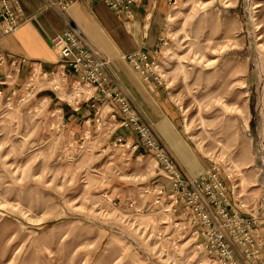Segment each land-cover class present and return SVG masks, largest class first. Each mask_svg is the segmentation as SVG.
I'll return each mask as SVG.
<instances>
[{"label":"rangeland","instance_id":"1","mask_svg":"<svg viewBox=\"0 0 264 264\" xmlns=\"http://www.w3.org/2000/svg\"><path fill=\"white\" fill-rule=\"evenodd\" d=\"M147 1L159 35L143 51L162 79L148 85L177 112L204 170L220 167L233 207L257 219L264 255V0ZM44 96L0 103V264H209L191 241L173 251L155 239L177 236L169 189L152 199L168 184L153 157L115 145L93 120L72 137L69 119L63 129L51 116L66 103Z\"/></svg>","mask_w":264,"mask_h":264},{"label":"built area","instance_id":"2","mask_svg":"<svg viewBox=\"0 0 264 264\" xmlns=\"http://www.w3.org/2000/svg\"><path fill=\"white\" fill-rule=\"evenodd\" d=\"M75 1L44 0L47 8L60 15L65 26L50 40L57 55L55 68L43 71L37 63L29 62L24 57H11L0 49V103H12L14 96L17 102H21L48 88L62 92L57 99L66 103L71 111H79L82 105H87L90 114L84 117L83 124L90 125L89 122L93 120L97 124L95 131L106 127L108 138L114 136V144L131 153L142 149L143 153L139 155H151L155 160L154 167L168 179L166 187L156 185L151 191L153 202L160 204L168 188L167 196L175 214L171 220L172 231L177 238H171V231L162 229L153 234L155 239L166 241L165 250L177 251L178 243L191 241L204 251L209 264H264L263 239L256 230L257 219L245 217L233 207V192L230 190L229 195L220 167L213 163L196 177L185 172L171 150L143 120L137 108L113 87L115 78L109 71V60L88 46L79 25L69 15V9ZM101 1L117 13L127 12L128 5L133 2ZM20 13L21 7L17 0H0L1 37L17 30L21 24ZM149 57L147 52L139 50L128 54L126 60L141 81L147 85H161L158 60ZM23 63L27 64L30 73L17 93L13 84ZM41 82L45 86L39 87L38 83ZM59 83H62L61 87H58ZM47 98L44 96L39 103L49 102ZM91 114L92 117H89ZM51 116L60 120L61 127L65 128L62 107L53 109ZM120 129L135 134L133 139L130 135L118 132ZM87 132L83 133L84 138L88 136ZM69 134L74 136L73 131ZM129 206H133V201L129 202ZM166 232L168 236H165Z\"/></svg>","mask_w":264,"mask_h":264},{"label":"crops","instance_id":"3","mask_svg":"<svg viewBox=\"0 0 264 264\" xmlns=\"http://www.w3.org/2000/svg\"><path fill=\"white\" fill-rule=\"evenodd\" d=\"M17 1L21 7V24L10 35L0 36V49L11 57H24L29 62L37 63L43 71L55 68L57 55L50 40L54 34L64 29L62 18L57 12L47 8L44 0ZM153 8L151 1L139 0L135 4L131 2L127 12L117 13L101 0H76L69 9V15L79 25L88 46L109 60V71L115 78L113 87L137 108L143 120L171 150L185 172L196 177L203 173L205 167L189 150L179 133L177 112L171 108L156 85L147 86L140 80L126 60L128 54L139 50L150 52L156 45L159 27L152 17ZM148 14L150 21L144 31L142 24ZM29 73L27 64H21L13 88L20 90ZM40 94L48 96L50 103H62L54 90L47 88ZM62 109L63 116L65 115L66 120L69 119L68 132H72L74 124L83 123V118L90 114L87 105H82L79 111H71L67 105ZM68 113L72 115L69 116ZM128 132L122 130L124 135H130L133 139V134Z\"/></svg>","mask_w":264,"mask_h":264}]
</instances>
